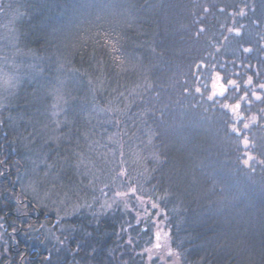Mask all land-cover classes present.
Instances as JSON below:
<instances>
[{
	"label": "trees",
	"instance_id": "obj_1",
	"mask_svg": "<svg viewBox=\"0 0 264 264\" xmlns=\"http://www.w3.org/2000/svg\"><path fill=\"white\" fill-rule=\"evenodd\" d=\"M1 60L0 264H264V0H0Z\"/></svg>",
	"mask_w": 264,
	"mask_h": 264
},
{
	"label": "snow or ice",
	"instance_id": "obj_2",
	"mask_svg": "<svg viewBox=\"0 0 264 264\" xmlns=\"http://www.w3.org/2000/svg\"><path fill=\"white\" fill-rule=\"evenodd\" d=\"M201 31H203V29H201ZM239 34V33H237ZM250 49H245V51H249ZM220 77L217 76V80H219ZM226 83L228 84H231L233 86V88L237 87L236 85V82L235 81H232V80H228L226 81ZM249 83H251V78H249ZM260 88L261 89H264V84H261L260 85ZM197 91H199V89H197ZM226 91V89L223 88V86H221V91H220V95H224V92ZM215 95V93H214ZM253 95H255V93H253ZM209 99H211V97H209ZM256 99L257 100H260L261 97L260 96H256ZM225 107H228L227 105H225ZM232 107V111L233 112H237V110L241 107V105L239 103L235 104L234 106H231ZM253 120H255V117H253ZM249 127V125L247 123H245L243 125V128L244 129H247ZM232 131L234 133H238L240 135H243L242 131L238 128H235L233 127L232 128ZM244 143H245V146H247L248 144V140L247 138L244 139ZM123 155V153L121 152V156ZM118 176H126V172L125 170L121 169L118 173H117ZM109 185L108 184H105L104 185V188H101L100 191L101 193L106 197L107 196V193L105 192V189L108 188ZM137 187L133 186L131 183H129L128 185V189L127 191H116L115 192V197H119L121 198V200H123L124 202V207L127 209L128 208V203H127V200L124 199V198H131V197H135L137 200L140 201L141 204L144 203L142 197L140 196H137ZM115 197L112 199L111 203L108 202L107 199H105L104 203L101 205V207L103 209H107V210H112L113 208V205L114 204H117V200L115 199ZM151 207L154 208V209H158L159 208V205L156 203V202H153L151 204ZM157 216L160 215L159 212L156 213ZM165 219H167V217L165 216L164 217ZM139 222V221H138ZM156 222L153 221V224H155ZM129 227H131V225H129ZM155 241L156 243L154 244L153 246V249H147L146 251H148L149 253H153V250H156L154 252V254L161 260H163V257L164 255L166 254L168 257H172L174 255H178V253H174L173 250H172V247H171V244H170V236H169V233L165 232L163 229H159L155 232ZM131 242V241H130ZM149 259H152V255L149 256Z\"/></svg>",
	"mask_w": 264,
	"mask_h": 264
},
{
	"label": "rangeland",
	"instance_id": "obj_3",
	"mask_svg": "<svg viewBox=\"0 0 264 264\" xmlns=\"http://www.w3.org/2000/svg\"><path fill=\"white\" fill-rule=\"evenodd\" d=\"M8 65V62H6V60H1L0 61V72H2L3 71V73L4 72H8L7 71V65ZM9 83H10V87L9 86H7V85H2V87H0V98H5V97H7V98H9V99H11V97H12V94H13V88H12V86H11V82L9 81ZM69 88V86H63L61 83L58 85V88H57V93L58 94H62V95H64L65 93H67V91L70 89H68ZM71 91H72V89H70ZM51 114L55 117V113H52L51 112ZM52 119H53V117H52ZM55 119V118H54ZM50 124V121L47 119V118H43L42 120H41V122H39V127H38V129H40L41 131H40V135H44L45 133H46V131H47V129H49L51 126H53L54 124H52L51 126L49 125Z\"/></svg>",
	"mask_w": 264,
	"mask_h": 264
}]
</instances>
